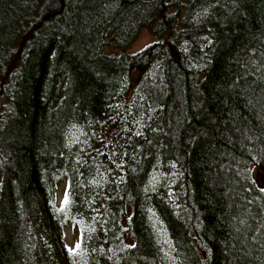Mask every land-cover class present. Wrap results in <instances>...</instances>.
<instances>
[{
    "label": "trees",
    "instance_id": "obj_1",
    "mask_svg": "<svg viewBox=\"0 0 264 264\" xmlns=\"http://www.w3.org/2000/svg\"><path fill=\"white\" fill-rule=\"evenodd\" d=\"M257 166L264 0H0V264H264Z\"/></svg>",
    "mask_w": 264,
    "mask_h": 264
},
{
    "label": "rangeland",
    "instance_id": "obj_2",
    "mask_svg": "<svg viewBox=\"0 0 264 264\" xmlns=\"http://www.w3.org/2000/svg\"><path fill=\"white\" fill-rule=\"evenodd\" d=\"M155 40V37L152 33V30L148 27L142 28L137 35L136 39L127 47V51L129 53H134L145 47L147 44L153 42ZM118 52L119 49L113 45L110 44L107 46V52ZM108 52V53H109ZM253 174L256 180L260 183L259 185L264 188V168L261 166H257L253 168ZM67 181H62L57 188V195H58V201L60 202L62 198L64 197V192L67 186ZM263 184V185H261ZM79 238L78 231L73 227L69 226L66 229V242L70 245V247L75 248L77 239Z\"/></svg>",
    "mask_w": 264,
    "mask_h": 264
}]
</instances>
